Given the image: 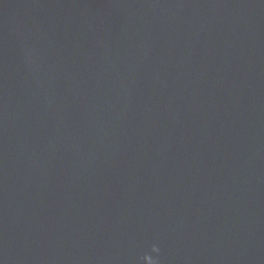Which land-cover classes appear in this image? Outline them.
<instances>
[{
    "label": "water",
    "instance_id": "water-1",
    "mask_svg": "<svg viewBox=\"0 0 264 264\" xmlns=\"http://www.w3.org/2000/svg\"><path fill=\"white\" fill-rule=\"evenodd\" d=\"M153 245L264 264V0H0V264Z\"/></svg>",
    "mask_w": 264,
    "mask_h": 264
},
{
    "label": "clouds",
    "instance_id": "clouds-1",
    "mask_svg": "<svg viewBox=\"0 0 264 264\" xmlns=\"http://www.w3.org/2000/svg\"><path fill=\"white\" fill-rule=\"evenodd\" d=\"M151 252H152V253H155V255H151V256H150L151 264H158L157 259H156V256H157L158 253H159V249H158L155 245H153V246L151 247ZM143 257H144V256H143ZM143 257L141 258L142 260H143Z\"/></svg>",
    "mask_w": 264,
    "mask_h": 264
}]
</instances>
